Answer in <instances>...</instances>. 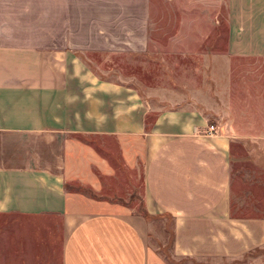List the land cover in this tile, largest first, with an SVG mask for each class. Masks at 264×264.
I'll use <instances>...</instances> for the list:
<instances>
[{"label":"crops","instance_id":"0c3cea01","mask_svg":"<svg viewBox=\"0 0 264 264\" xmlns=\"http://www.w3.org/2000/svg\"><path fill=\"white\" fill-rule=\"evenodd\" d=\"M117 53L161 84L95 67ZM235 59L263 66L237 82ZM114 179L127 197L105 194ZM15 248L17 264H264V0H0V264Z\"/></svg>","mask_w":264,"mask_h":264},{"label":"rangeland","instance_id":"374dc122","mask_svg":"<svg viewBox=\"0 0 264 264\" xmlns=\"http://www.w3.org/2000/svg\"><path fill=\"white\" fill-rule=\"evenodd\" d=\"M225 15V7L222 6L219 10V16L222 19ZM222 21V20H221ZM220 21V28L221 32L217 35V45L220 46L222 49H224V41H225V21ZM98 61L99 65L95 66L99 70H103L105 73L111 74V78H113V75H116L118 80H121L122 83L130 84L131 78H134L135 75L138 76V83L140 85H153V87L158 86L161 84L162 76L164 75L162 72V68L160 65H145L144 63H140V61H144L141 58H132L128 54H111L107 56H99L97 55L96 58H94ZM263 66L262 64L258 62H246L235 59L233 62V69H234V79L237 82H240L242 79V76H245V73L247 72V69H255L256 67ZM181 68V71L187 69L190 70L188 66H179ZM256 72V71H254ZM140 81V82H139ZM48 140L47 137H43V141ZM59 146V145H58ZM45 146H43V151L46 152ZM107 152L114 153L116 152L117 148L114 145H105L103 146ZM60 151V149H59ZM238 154L244 155V150L238 147ZM114 157V156H113ZM118 163V162H117ZM241 171H244L242 175H246V179L244 180V187L249 188L253 192L254 195H259L261 193L260 185L262 182V178H257L255 180L256 170L255 167L247 163L246 169L243 167ZM124 173V172H123ZM125 174V173H124ZM110 190H107L108 192L105 193L108 196L113 197H120L121 193L123 196L127 197V192H120L119 194L114 193V190L119 189V181L117 179L111 180L110 183ZM242 185V182H241ZM12 252H15L14 261L13 264H17V256H16V248L14 250H11ZM11 252V253H12ZM27 264H60V255L59 251L57 253H54L51 251L50 255L40 257V261L37 263H34L32 260H30Z\"/></svg>","mask_w":264,"mask_h":264},{"label":"built area","instance_id":"2783aa9c","mask_svg":"<svg viewBox=\"0 0 264 264\" xmlns=\"http://www.w3.org/2000/svg\"><path fill=\"white\" fill-rule=\"evenodd\" d=\"M216 126L214 124H210L208 125L207 127V133L210 134V133H215L216 132Z\"/></svg>","mask_w":264,"mask_h":264}]
</instances>
